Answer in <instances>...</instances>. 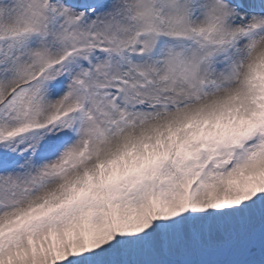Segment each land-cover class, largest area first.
<instances>
[{
    "label": "snow or ice",
    "instance_id": "snow-or-ice-1",
    "mask_svg": "<svg viewBox=\"0 0 264 264\" xmlns=\"http://www.w3.org/2000/svg\"><path fill=\"white\" fill-rule=\"evenodd\" d=\"M0 264H264V0H0Z\"/></svg>",
    "mask_w": 264,
    "mask_h": 264
}]
</instances>
